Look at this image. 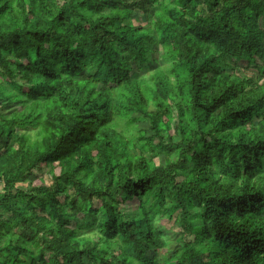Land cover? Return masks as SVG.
<instances>
[{"label":"trees","instance_id":"trees-1","mask_svg":"<svg viewBox=\"0 0 264 264\" xmlns=\"http://www.w3.org/2000/svg\"><path fill=\"white\" fill-rule=\"evenodd\" d=\"M0 264H264V0H0Z\"/></svg>","mask_w":264,"mask_h":264},{"label":"rangeland","instance_id":"rangeland-1","mask_svg":"<svg viewBox=\"0 0 264 264\" xmlns=\"http://www.w3.org/2000/svg\"><path fill=\"white\" fill-rule=\"evenodd\" d=\"M137 18V21H138V23H140V22H142L143 21V18H141V17H136ZM152 68V67H151ZM252 73H251V71L250 70H248L247 72H246V75L247 76H250ZM48 174L47 175H45V178L46 179H48ZM164 225V224H163ZM168 230H171L170 228L168 229ZM169 247L170 248H173L174 246H177L176 245V240H172V239H169Z\"/></svg>","mask_w":264,"mask_h":264}]
</instances>
